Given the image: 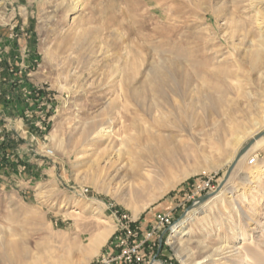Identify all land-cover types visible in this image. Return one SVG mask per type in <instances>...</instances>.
<instances>
[{
    "label": "rangeland",
    "instance_id": "1",
    "mask_svg": "<svg viewBox=\"0 0 264 264\" xmlns=\"http://www.w3.org/2000/svg\"><path fill=\"white\" fill-rule=\"evenodd\" d=\"M1 29L0 264L117 260L127 229L139 264H264V132L235 162L264 128V0H0Z\"/></svg>",
    "mask_w": 264,
    "mask_h": 264
},
{
    "label": "built area",
    "instance_id": "2",
    "mask_svg": "<svg viewBox=\"0 0 264 264\" xmlns=\"http://www.w3.org/2000/svg\"><path fill=\"white\" fill-rule=\"evenodd\" d=\"M255 163V159H249V164L252 165ZM172 226V217L169 214L157 213L153 217V221L150 225V235L160 234L165 228L169 229ZM137 232L126 230L125 237L121 239L118 247L124 246V250L121 253L119 259L110 258L109 260L104 259L100 264H139L141 262L139 253L141 244H137L132 241V243L128 244V239L134 238L136 239Z\"/></svg>",
    "mask_w": 264,
    "mask_h": 264
},
{
    "label": "bare ground",
    "instance_id": "3",
    "mask_svg": "<svg viewBox=\"0 0 264 264\" xmlns=\"http://www.w3.org/2000/svg\"><path fill=\"white\" fill-rule=\"evenodd\" d=\"M157 74H159V73H157ZM157 77V76H156ZM158 78V77H157ZM162 82V81H161ZM174 82V81H173ZM150 83V82H149ZM163 83V82H162ZM151 84V83H150ZM150 84H149V86H150ZM161 84V83H160ZM184 84V83H183ZM153 87V86H152ZM152 93V92H151ZM159 93H160V91H159ZM133 94V93H132ZM134 95V94H133ZM136 95V94H135ZM134 95V96H135ZM142 97V96H141ZM134 98V97H133ZM138 98V97H137ZM137 98H135V99H137ZM142 98H144V97H142ZM134 99V100H135ZM140 99V98H139ZM139 101V100H138ZM137 102V101H136ZM140 102V101H139ZM95 123H93V126H89V127H87V132L89 133V132H91V133H94V131L97 129L96 127H98L97 125L95 126L94 125ZM97 124V123H96ZM145 125V124H144ZM95 126V127H94ZM262 132H264V128L261 130V131H258V132H255V133H253V134H251V136H249V138L243 143V145L241 146V148L239 149V151H237V153H236V156H235V162H236V164L238 163V164H242V163H244V162H246V164H247V161H248V157H249V155H251L256 149H257V147L262 143V141H263V138H260L261 136H260V134L259 133H262ZM126 135V134H125ZM142 135V134H141ZM146 137L147 138H150V135H146ZM252 142V144H251V146L249 147V149L244 153V154H242V156H240V157H238L237 158V156H238V154H239V152L244 148V146L245 145H247L248 143H251ZM179 231V230H178Z\"/></svg>",
    "mask_w": 264,
    "mask_h": 264
},
{
    "label": "water",
    "instance_id": "4",
    "mask_svg": "<svg viewBox=\"0 0 264 264\" xmlns=\"http://www.w3.org/2000/svg\"><path fill=\"white\" fill-rule=\"evenodd\" d=\"M252 142L251 143H248L247 145L244 146V148L239 152L238 157L242 156V154H244L248 149L249 147L251 146ZM233 166H234V163H232V165L229 167V169L227 170L225 176L223 177V179L221 180L220 184L217 186V188L211 192V193H208V194H205L199 198L196 199V202L194 204H192L191 207L188 208V210H190L193 206H195L196 204H201V203H204L206 200H208L211 196H213L215 193H217L221 187L223 186V184L228 180L229 178V175L233 169ZM185 215V214H184ZM183 215V216H184Z\"/></svg>",
    "mask_w": 264,
    "mask_h": 264
},
{
    "label": "crops",
    "instance_id": "5",
    "mask_svg": "<svg viewBox=\"0 0 264 264\" xmlns=\"http://www.w3.org/2000/svg\"><path fill=\"white\" fill-rule=\"evenodd\" d=\"M0 35L2 37V41H3V51H4V55L3 57H8L10 55V53H13V51L15 49H17V44L18 42L17 41H12V40H9V37H10V31L9 29H1L0 30ZM6 53V55H5Z\"/></svg>",
    "mask_w": 264,
    "mask_h": 264
},
{
    "label": "trees",
    "instance_id": "6",
    "mask_svg": "<svg viewBox=\"0 0 264 264\" xmlns=\"http://www.w3.org/2000/svg\"><path fill=\"white\" fill-rule=\"evenodd\" d=\"M0 146H1V148L8 147L10 149H13V146L11 144H9L6 139L3 140V142L0 144Z\"/></svg>",
    "mask_w": 264,
    "mask_h": 264
}]
</instances>
